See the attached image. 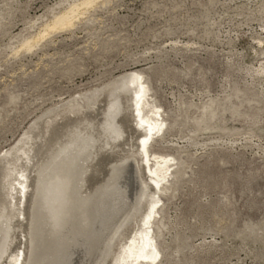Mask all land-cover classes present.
<instances>
[{"label":"rangeland","instance_id":"obj_1","mask_svg":"<svg viewBox=\"0 0 264 264\" xmlns=\"http://www.w3.org/2000/svg\"><path fill=\"white\" fill-rule=\"evenodd\" d=\"M64 1L0 0V189L15 186L21 203L18 180L35 178L21 220L14 204L9 212L18 227L10 225L13 245L2 264L19 247L29 250L39 188L52 184L73 152L72 196L85 211L50 251L56 264H75L77 251L86 252L85 264H99L94 249L104 241V264H118L135 238L141 243L158 199L152 234L159 264H264V0H99L73 28L22 48L81 0ZM129 72L143 74L149 104L160 107L163 130L149 149L175 159L168 193L148 178L141 152L143 136L160 128L138 126L131 113L126 130L106 112L115 81ZM125 91L138 100L136 86ZM67 117L100 119L110 131L115 123L106 147L112 155L90 185L99 140L84 154L87 139L80 138L42 155ZM5 220L2 214L0 235Z\"/></svg>","mask_w":264,"mask_h":264},{"label":"bare ground","instance_id":"obj_2","mask_svg":"<svg viewBox=\"0 0 264 264\" xmlns=\"http://www.w3.org/2000/svg\"><path fill=\"white\" fill-rule=\"evenodd\" d=\"M66 1L68 0H65L64 2ZM98 1L99 0H81L72 3L69 9L65 10L60 16L55 17L51 23L46 24L43 30H41V32L37 35L36 39H34L33 41L24 40L21 44L22 48L30 51L33 48L37 47L38 43L42 39L50 35L53 31L73 28L75 26L74 22L76 20H80L82 16L86 15L89 9L94 8ZM261 71L264 72V67ZM130 84L136 86L138 100L133 99L132 96L126 93L125 89H127V86H129ZM115 86L117 87L118 91L115 95H113L114 98L110 101L111 106L108 110H106V112H111L113 110L112 115H117L115 117L117 118V122L115 123H121L124 128L126 127L127 130L129 127H131L132 124V113L133 116L135 115L133 119L135 124H137V118H140V123L137 124L138 126L149 124L151 128L150 131H154L157 127H159V119L161 118L160 107L151 106L149 104V93L151 90L148 87L142 73H126L119 79H117V81H115ZM134 104H136L137 109H134L132 107ZM146 108H149L147 112H145ZM137 112L139 114L138 116L134 114ZM144 113L146 116H144ZM101 115L103 114L101 113ZM101 115L99 114L100 117ZM120 116L121 118H119ZM84 118L85 117L65 118L63 124H60V130H64V133L60 135L58 133H55L53 135L54 139L51 140L53 143L48 146V148L45 152L42 153V155L47 153L53 154L59 147H63L65 148L64 150H67L70 148V146H73L76 140L80 138L82 140L87 139V144L83 146L80 154H84L89 150L91 151V149H96V151L93 152L97 156V161L92 166V170L91 172H89V176L86 180V182H89L87 184L90 185L93 182L95 183L96 180L99 181V177H102L103 169L109 162L112 154H110V151H108L106 147L108 143H111L109 142L110 140L113 141V139L116 138V135H114L116 133V129L114 127L115 123L112 125L111 123L108 124L111 125L110 131L104 124L103 126H101V124L103 123L102 120L99 119V122L96 123V119H90L88 117H86L85 119ZM73 123H76L77 127ZM84 123L85 125H83ZM159 128L160 129L157 133H150L148 136H143L141 152L143 154L145 163L144 168L146 172H148V178L156 186V190H158L160 194H164L168 193L171 190L170 171L174 166L173 162L175 161V159L171 158V156L169 157V159L164 156L151 155L149 144L150 141L152 142L156 140L157 134L161 133V131L163 130V125ZM72 129L74 130L70 131V133L69 130ZM67 131L69 132V134ZM95 133L98 135H96ZM66 135L72 138L66 140L65 143L59 144V141L61 139L64 140V137ZM41 138H43L42 132L37 135L38 140H41ZM107 139L109 140L108 142ZM94 140H99L101 144L99 145L98 143L97 147L94 146L95 148H91L90 143H92V141ZM75 153L77 152H73L72 154L69 153L70 155H67L66 161L62 162V165L57 168L55 178L53 179V182L50 186L49 184H42L40 186L37 203L38 207L36 209L35 215L36 224L34 230L32 231L30 248L29 250H25V246L19 247L20 250L18 248L15 252H13V255L9 256L8 259L11 260L10 263L7 262V264H56L58 262V259H56L55 261L52 259V256L54 255H52L50 251L53 248H56V246L59 244L60 239L63 238L66 224L71 222V219L73 217L76 218L80 210L85 211L83 206H81L80 208L76 205V200L75 198H73L71 191L75 180V175L73 174L74 161H77V159H79L77 158V156L74 158ZM30 162L33 161L30 160L29 163ZM175 173L177 174L178 172ZM7 175V177H10L9 173ZM32 177L27 173L26 175H22V178L24 179L23 181L18 180V184L22 186L21 196H24L21 203H19V200H16L17 197L13 193V191H16L15 186H11V188L8 189L9 191L5 187H2L0 189V216L4 214L9 219L5 220L6 224L4 225V228L2 229L0 235V264L4 263L3 261L8 256V254H10L9 252L13 245V236L12 233H10V225L12 223L14 225V228L15 226L18 227V225H15L14 223L16 222L14 221L15 217L9 215V212H13L12 206L14 204L16 207L15 211L19 212L18 222L19 220H21V217L24 216V206L27 201L26 198L28 197V195L30 196L35 192V190L33 191V189H31V187H33V181L35 179H33ZM81 180L82 178H79L76 181L78 183ZM134 185L135 183L133 182V179H130V183L128 184L129 188L133 187ZM161 203L162 200L158 199L153 203L152 208L146 214L144 225L147 227V231L142 233L140 239L141 243L135 238L132 241V244L128 246V254H126V256H124L118 264H130L129 259L132 260L131 264H159V257L161 255L155 247L156 242L153 238L152 226L153 221L156 219V216L158 214L159 206ZM109 245L110 242L108 243L107 241H104V244L100 245L99 250L94 249V251L99 254V258H97L99 264H104V257L108 253L107 251L109 250ZM47 254H51V256L47 257ZM74 254V258H77L76 262L74 260L75 264L86 263V260L84 258V255L86 257V252L80 253V251H77V253Z\"/></svg>","mask_w":264,"mask_h":264}]
</instances>
